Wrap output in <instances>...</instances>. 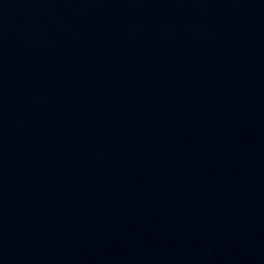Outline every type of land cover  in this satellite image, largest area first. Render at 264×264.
I'll list each match as a JSON object with an SVG mask.
<instances>
[{
  "label": "water",
  "instance_id": "1",
  "mask_svg": "<svg viewBox=\"0 0 264 264\" xmlns=\"http://www.w3.org/2000/svg\"><path fill=\"white\" fill-rule=\"evenodd\" d=\"M0 264H264V0H0Z\"/></svg>",
  "mask_w": 264,
  "mask_h": 264
}]
</instances>
